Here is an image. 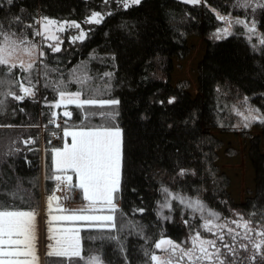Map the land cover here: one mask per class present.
<instances>
[{
    "label": "trees",
    "instance_id": "obj_1",
    "mask_svg": "<svg viewBox=\"0 0 264 264\" xmlns=\"http://www.w3.org/2000/svg\"><path fill=\"white\" fill-rule=\"evenodd\" d=\"M237 1L142 0L125 8L120 0H0V36L37 40L39 18L78 22L87 33L82 41L64 38L59 52L45 48L30 74L21 65L11 71L0 66V205L38 211L43 192L55 190L53 150L59 147L52 144V133L104 126L121 128L123 134L121 181L115 193L120 205L111 212L114 227L83 224L81 256L47 255L45 264H90L94 257L104 264H152L150 256L162 253L154 246L161 238L181 243L197 231L216 238L202 228L199 212L166 197L164 188L198 199L226 222L223 243L234 251L217 241L224 264H264L262 140L237 113L244 105L264 113V44L249 40L242 26L223 39L215 37L222 23L217 13H244ZM93 13L103 14V20L88 23ZM253 14L264 38V7ZM190 36L201 37L207 46L195 97L187 82L172 83L174 59L189 55ZM74 71L86 80L74 81ZM60 81L68 91H79L81 99L118 103L56 111L48 105L59 100L54 89ZM22 87L33 94L14 99L24 95ZM53 112L66 118V124L58 128L55 120L50 122ZM237 128L245 129L242 135L250 139L255 176V192L244 202H236L229 192L230 178L217 165L223 143L212 133ZM30 139L32 145L26 143ZM71 189L82 196L74 184ZM166 199L170 208H162ZM233 220L248 222L251 231L235 228Z\"/></svg>",
    "mask_w": 264,
    "mask_h": 264
},
{
    "label": "snow or ice",
    "instance_id": "obj_2",
    "mask_svg": "<svg viewBox=\"0 0 264 264\" xmlns=\"http://www.w3.org/2000/svg\"><path fill=\"white\" fill-rule=\"evenodd\" d=\"M12 0H8L11 3ZM186 3H199L200 0H185ZM131 4H139L140 0H130ZM129 3L125 2L124 7L127 8ZM245 7L249 6L248 0H245ZM218 19L227 22V17L218 16ZM102 20L100 13H93L91 20L87 22L99 23ZM51 23V22H49ZM233 23L244 25L245 21L235 20ZM73 27H79V25H72ZM250 32H254V26L249 29ZM41 33L38 31L35 35L39 36ZM228 28H223L215 34L216 38H222V36L229 35ZM84 33L81 32L78 37H74L73 40L83 39ZM9 40L7 35L0 36V66H9V70L16 67L15 65H9V56L11 52L6 45V41ZM26 43V41H24ZM264 44V38L260 41ZM53 51L59 52V42L53 45H49ZM44 53L41 51L40 56L43 57ZM23 68V66H20ZM34 65L29 64L24 71L31 72ZM73 78L76 82L83 83L86 78H81L73 72ZM30 81V75L27 78ZM4 86V81L0 80V88ZM51 86V85H49ZM59 93V100L55 104L48 105L49 107L59 108L61 105H77L78 107H84L85 105L104 107L105 105L116 104L115 100H102L95 98L81 99V93L70 92L67 90V85L60 81L57 87L54 89ZM21 91L23 96H13L16 100H23L26 96L31 94V89L28 87H22ZM3 100H0V104H3ZM173 100H169L172 103ZM64 115L70 116V113L65 112ZM54 122L56 113H52ZM258 117L249 115L245 117L247 121H253ZM261 122H264V117H259ZM59 126V125H58ZM245 127L248 123L244 124ZM65 137H71V144H65L63 148H57L54 150V169L55 172L51 177L59 184L65 185L71 188L72 176L67 175L69 171L75 173L78 178V187L83 191V198L88 201L86 207L78 210L81 212L98 211V205L108 206V211L114 212L116 210L113 203V195L118 191L121 167H122V133L118 128L111 127H97L80 129L77 131H64ZM59 173V174H56ZM180 175H184L181 171ZM163 192L167 196H172V199L179 200L181 204H184L186 208L191 209L194 213L199 212L201 218L204 220L202 228L208 232L215 239L205 238L200 231L195 232L189 237V241L176 243L171 239L161 238L158 242H155V249L161 250L166 254V258L162 259L160 256L152 254L150 256L152 264H172L173 260L176 264H183V261L187 260L188 264H212L213 258L218 261V264H224L223 260H220V250L217 248V241L219 240L224 248H227L230 252L234 251L228 244L223 243L224 235L213 232V221L219 220L220 217L217 213L211 212L206 209L201 201L198 199L192 200L190 198L182 197L179 194L172 195L167 188L163 189ZM171 204L165 200L162 208H170ZM137 211L143 212V209ZM207 212V216L203 214ZM34 213L24 211H12L8 210L5 206L0 205V264H24L19 261L18 257L33 255L32 248V220ZM167 219V217H164ZM65 220L73 221H88L101 226L114 227L113 215H70L63 217ZM243 218L241 217V221ZM233 220L232 223L237 227H244L251 231L248 222ZM187 223V221H186ZM224 228V225H218ZM234 230L227 228L228 234H232ZM264 235V232L260 233ZM235 235L232 239L235 240ZM55 240V247L59 249L57 254L79 256V236L73 229H65L64 232L58 237H52ZM188 244V247H184ZM23 246V247H21ZM257 247H260L257 245ZM214 249V251H210ZM52 254V253H50ZM96 260L97 258H92Z\"/></svg>",
    "mask_w": 264,
    "mask_h": 264
},
{
    "label": "rangeland",
    "instance_id": "obj_3",
    "mask_svg": "<svg viewBox=\"0 0 264 264\" xmlns=\"http://www.w3.org/2000/svg\"><path fill=\"white\" fill-rule=\"evenodd\" d=\"M120 1L123 5L125 2L129 3V6L135 5V4H131L130 0H120ZM141 1L142 0H140V2ZM180 1L185 2V0H180ZM201 2L202 0H200L199 3ZM244 2L245 0H238L237 6L238 9H241L245 14L243 13L242 15H236V14L222 15L220 13H217L218 16H224L227 17L228 19L227 22L221 20L222 23L220 27L215 31V34L223 28H228L230 32L229 35H231L235 31V27L242 26L245 31L244 33L249 40H254V42L257 45H263L260 42L263 36L262 33L258 30V24L255 17L253 16L254 15L253 13L256 12L258 8L264 7V0H248L249 6L247 7L243 6ZM101 16L103 20L104 15L101 14ZM91 17L92 15L89 17L88 21L91 20ZM237 19L245 21V24L240 25L233 23ZM36 23H37V32L39 31L41 33L38 36L37 40L21 39L19 37L16 38L13 37L10 33L4 34L9 37V40L6 41V45L11 52V55L9 56V65H15V66L22 65L23 68L26 69L29 64L35 65L37 62L39 63L41 61L42 57L40 56V52L42 51L44 53L45 51L44 49L49 48V45H53L59 42V47L61 49L64 38L69 37V40L75 42V41L84 40L87 35L83 26L78 22L59 21L50 18H39ZM88 23H94V21ZM72 25H79V27L78 28L73 27ZM253 26H254V32H250L249 29L252 28ZM81 32L84 33V38L73 40V38L78 37ZM227 36H222V38L219 39H223ZM24 41H26V43ZM188 44L190 47L189 55L184 59H180V60L174 59L172 83L173 85H177L180 82H187L189 87V92L195 97L198 93V87H199L198 66L205 55L207 46L205 41L198 36H190L188 38ZM31 93L33 94L32 89H31ZM71 106L74 105H61L59 108H56V111L60 109L59 112H61L62 110H66L70 108ZM237 113L244 120L245 117H248L250 114L258 117V119L250 122L247 120L245 121L246 123H248V126L250 127V133L254 136L258 135L261 137L262 140L261 150L264 153V122H261L259 119V117H264V113L256 112L247 105H244V108L237 110ZM80 129H87V128L71 127L65 130L77 131ZM118 129L122 133V129L121 128ZM242 131H245V129L237 128L236 130L229 132H224L220 129L212 130V133L217 138H219L223 143L222 148L218 152L219 158L217 165L219 166L220 171L226 174L230 178L229 192L231 193V196L234 198L236 202H244L248 197L252 196L255 192L254 169L249 159L250 139L243 136ZM121 139H122V148H123V134L121 136ZM61 140H62V144L58 146L59 148L64 147L66 143L69 145L71 144V137L70 136L65 137L64 133ZM33 142L34 141L32 139L26 141V143L29 145H32ZM67 175L72 176V180L74 181L73 174H70V172H68ZM73 181H71L72 185H73ZM120 181H121V177H120ZM119 187H120V183H119ZM68 192H70L71 195H69ZM53 194H55L56 196H60V198L63 200L64 198L66 200L69 198V200L72 201V198L74 197L72 196L74 195V193L71 190V188L69 187L65 188V185L62 184L60 188L58 186L55 187V191L53 192ZM113 203L115 204V208L120 205L116 201L115 193L113 195ZM97 208L98 209L103 208L105 211L109 212L108 206L106 205H101V206L98 205ZM204 214H203L204 216H207L208 213L205 212ZM112 215L114 217L113 213ZM213 224L214 226L212 230L213 232L217 233V235L222 234L223 229L228 227V225H226V222L221 223L219 220H215V219L213 221ZM218 225H224L225 227L221 228ZM235 228H237V226ZM62 233L63 231H59L60 235ZM210 251H214V249H210ZM158 256H160L162 259L166 258V254L164 252L158 254ZM89 263L101 264V262L98 261L97 259L96 260L91 259ZM172 264H176V261L173 260ZM183 264H188L187 260L183 261ZM205 264H207V262H205ZM212 264H217V260L215 258H213Z\"/></svg>",
    "mask_w": 264,
    "mask_h": 264
},
{
    "label": "crops",
    "instance_id": "obj_4",
    "mask_svg": "<svg viewBox=\"0 0 264 264\" xmlns=\"http://www.w3.org/2000/svg\"><path fill=\"white\" fill-rule=\"evenodd\" d=\"M63 148V147H61ZM70 174H73L74 181L73 184L77 186L78 191L81 192V197H78L77 192L74 193V197L72 201L69 198L66 200L64 198L61 199L60 196H56L52 193L42 194V204L41 209L39 211H24V212H32L34 213V217L32 220V248L33 255L31 256H21L16 259L24 262V264H45V257L47 255L54 256H66L73 257L70 255H61L57 254L59 249L55 247V240L52 237H58L59 231H63L65 229H73L76 231L79 236V251L80 255L82 254V241H81V229L83 224H90L95 226H101L95 224L93 222L88 221H73V220H65L63 217L70 215H112L110 212H103V208H99L102 210L98 211H88L81 212L78 211L87 206L88 201L83 198V191L78 187L79 181L75 173L69 171ZM59 188L61 184L57 182ZM66 188V187H65ZM101 206V205H100ZM23 247V246H21ZM52 253V254H50ZM97 258V257H96ZM101 264H104L99 258H97Z\"/></svg>",
    "mask_w": 264,
    "mask_h": 264
},
{
    "label": "built area",
    "instance_id": "obj_5",
    "mask_svg": "<svg viewBox=\"0 0 264 264\" xmlns=\"http://www.w3.org/2000/svg\"><path fill=\"white\" fill-rule=\"evenodd\" d=\"M66 122H67L66 118H64V117H62V116L57 115L56 118H55V124H56V126H57L58 128L61 127V126L64 125V124H66ZM58 125H59V126H58ZM63 133H64V129H59L58 132H56V133H52V134L50 135V140H51V142H52V144H53L54 146H59V145L62 144L61 136H63ZM65 187H66V186H65ZM68 193H69V195H71L70 192H68Z\"/></svg>",
    "mask_w": 264,
    "mask_h": 264
}]
</instances>
